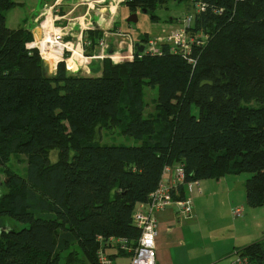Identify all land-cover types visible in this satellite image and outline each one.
<instances>
[{"label":"trees","instance_id":"16d2710c","mask_svg":"<svg viewBox=\"0 0 264 264\" xmlns=\"http://www.w3.org/2000/svg\"><path fill=\"white\" fill-rule=\"evenodd\" d=\"M172 1L190 0L124 3L157 20ZM193 1L205 10L188 31L205 39L189 54L164 45L117 65L105 59L98 76L72 75L63 63L50 76L26 46L31 32L7 26L17 4L0 0V264H98L100 238L137 247L133 213L177 164L187 182L249 174L247 205L264 207V0ZM146 87L158 89L154 116ZM118 126L142 144L98 140ZM13 155L25 156V175L9 166ZM186 194L179 186L175 199ZM239 254L264 264V238Z\"/></svg>","mask_w":264,"mask_h":264},{"label":"rangeland","instance_id":"374dc122","mask_svg":"<svg viewBox=\"0 0 264 264\" xmlns=\"http://www.w3.org/2000/svg\"><path fill=\"white\" fill-rule=\"evenodd\" d=\"M13 1L19 3V5L6 14L9 28L17 29L18 27L29 26L31 17L36 14V27H40L43 22L49 19L54 30L62 29L67 34L65 42L70 44L68 46L72 48V51L66 52L64 61L61 63L64 64L67 72L72 75L98 76L102 74L105 59H110L116 65L129 61L131 58L134 59L137 50L135 45L131 48L129 54L124 56L119 54V49L127 48L125 45L129 42V37H126V34L130 35L135 43L145 44L152 39L158 42L160 48H163L164 45L168 44V37L172 33H183L186 30L184 42L177 45L181 51L187 50L192 42L205 39L203 34L193 35L190 33L183 24L185 16L198 10L197 3L193 0L189 2L172 1L163 7H158L154 12L159 17L157 20H152L151 15L143 13L140 9L137 11L131 10L124 3V0L119 3L116 0L115 10L117 12L112 11L113 2L111 0H102L104 2L92 0ZM132 13H138L137 23L127 22ZM94 22L102 23L100 29L92 27ZM102 40L105 41L106 45L103 50L99 45ZM33 42L34 40L30 43ZM121 44L125 47H120ZM76 51L80 53L79 58L75 56L74 52ZM114 55L120 56V58H116ZM69 59L75 60V69L72 71L67 69ZM70 65L72 66V64ZM56 73L57 71L52 73L48 70L50 76H55ZM145 92L148 103L146 114L154 116L157 111L158 89L157 87H146ZM98 140L109 145L139 146L142 144L139 139L123 134L121 126L115 129L103 130L101 135L98 136ZM50 158L53 162L57 161L58 152H52ZM9 166L20 175H25L27 168L25 156L13 155ZM232 176V178H236L235 175ZM249 176V174H240L237 177L238 182L241 180L245 182ZM4 179L5 175L0 171V180ZM221 188L222 186L219 188L218 193L210 198L207 209L202 214L204 216L203 223L206 219L210 223V226L208 225L210 230L219 228L217 229L219 231L217 237L224 234L229 236V231H232L230 233L236 234L239 238L238 243H242V245L252 243L260 234L264 233V207H249L245 203V195H243L244 199L238 195L232 202L226 198L225 194L222 195ZM216 189L215 187V191H217ZM236 190L238 192L243 190L239 183ZM233 206L244 207L246 212L243 217L236 218L233 214ZM1 222L16 230L24 227L23 224L8 218H2ZM205 226L207 227V224ZM203 246L206 245L202 244L201 247Z\"/></svg>","mask_w":264,"mask_h":264},{"label":"crops","instance_id":"0c3cea01","mask_svg":"<svg viewBox=\"0 0 264 264\" xmlns=\"http://www.w3.org/2000/svg\"><path fill=\"white\" fill-rule=\"evenodd\" d=\"M16 4L17 7L19 3ZM29 23V26L18 27L17 29L25 28L31 32L33 40L36 42L38 40L34 32L36 14L31 17ZM98 24L99 26L102 25L101 22ZM238 176L235 175L236 178H232V175H228L220 180H202L200 181V187L203 190V194H199L197 188H194L193 194L187 192L186 198L191 197L193 200V214L189 218L180 216L174 205L157 213V264H235L242 249L264 238V233H262L252 243L242 245V243H238L239 238H237V235L230 233L232 231H229V236L224 234L217 237L219 232L217 229L219 228L210 230L208 228L210 223L206 219L203 223L204 216L202 214L205 213L210 198L218 193L221 186L222 195L225 194L227 199L234 202L238 195L241 198L245 195V203H247L245 182L243 180L238 182ZM172 177L173 170L164 175L163 182L168 183ZM238 183L243 189L241 192L236 190ZM215 187L217 191H215ZM237 207L243 206H233L232 210ZM245 212L246 210L244 209ZM206 224L207 227L205 226ZM233 235L234 237L232 238ZM202 244L206 246L201 247ZM106 252L112 256L113 264H131L132 253H121L117 248L107 249Z\"/></svg>","mask_w":264,"mask_h":264},{"label":"built area","instance_id":"2783aa9c","mask_svg":"<svg viewBox=\"0 0 264 264\" xmlns=\"http://www.w3.org/2000/svg\"><path fill=\"white\" fill-rule=\"evenodd\" d=\"M198 11L205 10V5L202 3L197 4ZM195 20V13H190L183 19V24L185 29L190 28ZM42 27V25H41ZM93 27V26H92ZM44 31V30H43ZM52 41L48 43L50 49L60 50V60L56 63L55 71L58 69V64L64 61L66 52L72 51L68 45V42H65V36L67 35L63 32L62 29L52 31ZM186 30L181 32L172 33L168 37V44L171 52L177 53L182 52L184 54H189L191 52V45L188 46L187 50L181 51L177 45H181L184 42ZM45 36V31L43 32V37ZM126 37H129V42L125 45L127 48L123 53L119 51L120 56L129 54L131 48L134 46L130 35L126 34ZM38 41L33 43H28L26 46L29 50L38 49L40 56L44 60L43 50L37 44ZM34 45V46H33ZM99 45L102 47V50L105 49V41L102 40ZM124 45L121 44L120 47ZM124 46V47H125ZM145 53H161L163 48L158 46V42L150 39L145 43ZM124 58V57H123ZM128 59V57H127ZM131 60H133L131 58ZM45 61V60H44ZM130 61V60H129ZM192 62V61H191ZM68 66V65H67ZM173 170V177L168 183L163 181L160 183L159 187L149 196L147 202H143L137 205L133 213V224L136 228L141 231V236L138 241L137 247L133 248L126 238H116L111 237L107 240L106 244L101 241V249L97 253L98 264H113V259L109 254L104 250V246L108 245L109 248L115 246L121 252L132 253L131 264H157V254H156V237L158 235V220L157 213L161 210L167 209L171 206L177 208L180 216L184 218H189L193 214V200L191 197H187L185 200H176L175 196L179 194V186H184L188 193L193 194L194 188L198 189L199 194H203V190L200 187V181H186V173L184 165L177 164L175 166H168L165 168L164 175ZM164 178V176H163ZM233 214L236 217H242L244 215V209L242 207H237L233 209ZM235 264H248V259L241 255H238Z\"/></svg>","mask_w":264,"mask_h":264},{"label":"bare ground","instance_id":"6f19581e","mask_svg":"<svg viewBox=\"0 0 264 264\" xmlns=\"http://www.w3.org/2000/svg\"><path fill=\"white\" fill-rule=\"evenodd\" d=\"M92 1H94V0H92ZM98 2H104V1L98 0ZM115 9L116 8H112V11H114ZM41 29H42V33L45 31V36L42 37V39H40V40L38 39L37 40L38 41L37 44L43 50L44 60L47 62L49 72L51 71L53 73L54 70H55L56 63L59 62V60H60L59 54H60L61 51L60 50H58V51L54 50L53 51L52 49H50V46L48 45V43H50V41H52L51 40L52 39L51 35L53 33L52 31H55L53 29L52 24H51L49 19L46 20L45 22H43ZM74 53H75V56H77L78 58L80 57V53L79 52L76 51ZM114 56L116 58H120V56H117V55H114ZM74 61H75L74 59H69L68 60L67 69L69 71H72V70L75 69V62ZM70 64H72V66Z\"/></svg>","mask_w":264,"mask_h":264},{"label":"water","instance_id":"95a60500","mask_svg":"<svg viewBox=\"0 0 264 264\" xmlns=\"http://www.w3.org/2000/svg\"><path fill=\"white\" fill-rule=\"evenodd\" d=\"M94 1H98V0H94ZM142 12L145 13V14H148V10L147 9L142 10ZM127 22L128 23H137L138 22V13H132L130 15V17L127 19ZM93 27L95 29H100L99 28L100 26H99V24L97 22H94L93 23ZM34 32H35V34H36V36H37V38L39 40L42 39L43 33H42L41 26L40 27H36L35 30H34ZM135 45H136V49H137L136 52H135V55L136 56L144 53L145 47H146L144 43L138 42ZM124 51H125V49H121L120 50L121 53H123ZM44 68L46 70V73L48 74V65H47V62L46 61H44Z\"/></svg>","mask_w":264,"mask_h":264}]
</instances>
